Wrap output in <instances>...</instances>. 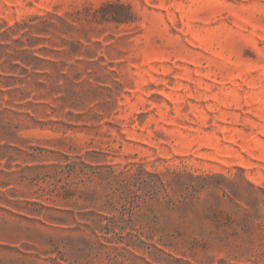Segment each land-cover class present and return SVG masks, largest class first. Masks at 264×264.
<instances>
[{
    "label": "rangeland",
    "instance_id": "obj_1",
    "mask_svg": "<svg viewBox=\"0 0 264 264\" xmlns=\"http://www.w3.org/2000/svg\"><path fill=\"white\" fill-rule=\"evenodd\" d=\"M0 264H264V0H0Z\"/></svg>",
    "mask_w": 264,
    "mask_h": 264
},
{
    "label": "trees",
    "instance_id": "obj_2",
    "mask_svg": "<svg viewBox=\"0 0 264 264\" xmlns=\"http://www.w3.org/2000/svg\"><path fill=\"white\" fill-rule=\"evenodd\" d=\"M107 220H108V221H114V220H116V219H114V218H107ZM107 227L111 228V227L109 226V224H108Z\"/></svg>",
    "mask_w": 264,
    "mask_h": 264
}]
</instances>
